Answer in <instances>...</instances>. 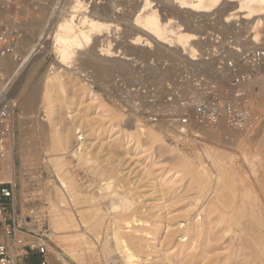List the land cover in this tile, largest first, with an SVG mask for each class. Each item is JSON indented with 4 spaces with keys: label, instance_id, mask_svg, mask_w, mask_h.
<instances>
[{
    "label": "rangeland",
    "instance_id": "374dc122",
    "mask_svg": "<svg viewBox=\"0 0 264 264\" xmlns=\"http://www.w3.org/2000/svg\"><path fill=\"white\" fill-rule=\"evenodd\" d=\"M9 1L0 0V14H19L22 17L21 23L26 33L23 44L25 52L38 38L39 24L49 26V23L51 25L55 20L69 18V13L63 17L57 10L63 7L62 1L66 2L65 0L58 1L56 14L50 10L54 0H17L14 4ZM152 1L155 10L165 12V20L174 18L182 22L184 27L194 26L198 30L199 40L195 47L199 51L196 58L200 60L195 64L204 65L200 67L203 69H206V66L207 69L214 66L212 71L215 75H212L211 68L206 69L210 71L209 79L215 80L218 76L215 72L217 65L204 63L207 56L204 50L207 45L200 41L206 32L223 31L226 33V40L232 38L234 46L243 49L264 47V27L247 25L254 21H243L246 14H239L241 20L232 22L235 27L231 29H229L231 26L227 25L228 29H225L220 25L223 17L219 13L226 12L229 4L238 5L235 0L225 2L227 6L220 7L216 14L202 16L195 21L190 20L188 14L177 13L176 5L171 0ZM82 2V11L87 8L90 14L95 5L111 3L110 6L115 8L113 0ZM130 5L131 3L128 6ZM117 9H120L116 10L117 14H122L127 10V5L122 12V7ZM131 23V28L125 27L127 24L124 20L121 21V25L117 24L120 26L108 23L110 30L105 29L100 36L101 42L95 49L101 57H109L111 60L128 64V70L126 66H120L113 72L110 71L107 77L99 76L100 79L96 78L92 66H88L89 73L85 74L86 77L82 74V77L78 76L77 70L72 71L75 69L72 65L71 70L68 69L70 65L63 66L61 69L69 74V76L65 74L62 79L63 86L55 85L56 87L48 88L44 78L49 74L51 66L57 65L59 61L56 53L50 51L39 68H35V73L29 77V81H25L16 89V94L20 98L15 101L18 111L13 158L18 219L25 224L30 222V219L34 222L35 238L43 240L48 246L49 252L46 257L49 264H76L77 262L70 258L69 250L73 246L78 249L82 258L77 264H114L111 256L114 257L117 253L110 257L105 255L102 257L89 252L88 247L81 246V239L75 238L78 234L86 233V225L80 229H73L75 231L70 229L71 231L55 232L53 229V204L58 205L57 190H63L60 180L72 179L74 182L70 185V192H65L67 208L76 216L78 212L84 213V217L91 218V223L95 221L92 220L93 216V219L104 216L101 232L105 235L110 232L107 223L111 216H120L125 212L126 215L145 222L143 226L139 225V222L136 223L138 226L132 224L130 226L132 229L122 224L120 230L124 238H129L127 239L129 243H141L139 256L142 261L138 264H264L255 256V245H250L256 240L257 227L255 225L252 233L250 232L254 237L246 239L248 236L243 227L249 213L243 210L239 212L246 192H251L254 199L261 193L259 185L263 177L260 154L264 152V81L259 82L260 90L258 88L254 90L255 84L243 87L249 92L244 101L246 109L256 115L255 123L251 127L240 132H229L226 129L212 132L208 128L197 127V138H190L181 143L170 140V129L165 122L160 119L153 122L132 109L131 104L133 100L136 101L137 95L130 94V90L137 86L164 87L166 83H171L172 88L176 89L178 85H172L170 81H176L185 68H190L191 62L184 64L180 60L178 61L182 62L180 65L170 60L171 58H167L165 54L164 56L162 53L159 54L160 52L155 50L157 48L155 45L149 41L146 43L145 37L142 43L139 42L140 45L134 43L132 38L140 27L135 25L134 20ZM108 42L114 44L110 52L112 55L101 52L102 49H106L103 46H107ZM119 44L124 46L118 48ZM131 47L130 51L127 50ZM128 51L133 54L130 55ZM76 52L80 55L76 54L75 62L81 63L83 47L80 45ZM184 59L190 61V55ZM165 64L170 67L165 69ZM52 71L57 72L56 69ZM224 81L226 86L230 82L228 79ZM220 87L222 88V85ZM162 91V95H170L169 91L167 94L165 90ZM32 93L35 94V105L28 111L29 115L21 119L19 114L23 99ZM12 98L16 100V97ZM132 121L144 126L147 130L146 137H138L132 133L133 128L130 127ZM83 122L86 125H82V131H86L89 136L82 139V132L77 138L76 128ZM151 134L156 135L157 139L153 140ZM66 137H70L67 143ZM80 140L89 144V155L82 159V162L71 155L82 143ZM57 157L60 164L55 165L54 160ZM219 174L223 179L221 178L218 183ZM231 179L234 182H230ZM205 180L207 185L203 186L202 182ZM262 180L264 181V178ZM110 182L113 186L112 191H103L105 184ZM121 198L129 202L131 209L128 211L123 209L120 204H123ZM111 200L115 205L120 204L118 209H112L109 204L112 203ZM94 211L96 215L93 214ZM254 212L253 215L256 216L257 210ZM193 223L199 227L201 234L194 241V245L191 243L182 248L190 241V238L189 240L186 238L187 241L181 240L182 231L188 230ZM93 244L100 247L97 241H93ZM37 257L40 256L35 253V259Z\"/></svg>",
    "mask_w": 264,
    "mask_h": 264
},
{
    "label": "bare ground",
    "instance_id": "6f19581e",
    "mask_svg": "<svg viewBox=\"0 0 264 264\" xmlns=\"http://www.w3.org/2000/svg\"><path fill=\"white\" fill-rule=\"evenodd\" d=\"M58 1L59 0H54V3H53L54 5H52V9H50L55 14H56V5H59ZM65 1L66 2L62 1V4H64L63 7L62 8L60 7L57 10L60 11V13H59L60 16H63V15L65 16V14L69 13V18H64V20L63 19L62 20H55V19H57V18H55L54 19L55 21L52 22L51 25L49 23L50 21L48 22L49 26L47 24L41 25L38 23L39 24L38 38L35 39L34 43L31 44V46L28 48V50L23 54V63H22L23 66L21 68H19L18 65L16 66L15 64H12V66H10V64H9V66H8L9 75L7 77V81L11 82V85H12L11 95L13 97H16L15 101H17L20 98V96L16 94V89H18V87L21 84L23 85V83H25V81L26 82H27V80L29 81V79H30L29 77H31V75L35 73V68H37V67L39 68V66L45 60L46 55L50 51H53L56 53V56H58L59 61H58L57 65L51 66V68L49 70V74H47L44 78L48 88L53 87L55 85H58L61 87L63 86L62 79H64L65 74H67L66 72H64V70L61 69L63 66H69L70 65V67H68V69L70 68L69 70H71V68L75 67V69L73 68L72 71L77 70V73H78L77 75L81 76V74H82V75H84V77H86L85 74L89 73V72H87L88 66H92V68L94 69L95 75L97 76L96 78H100V79H101V77H99V76L105 75L107 77V75L110 73V71L113 72V70L120 68V66H126V69L127 68L129 69L128 64H126L124 62H120L118 60H111V59H109V57H107V58L101 57L100 55H98L95 52V49L98 48L99 43L101 42L100 36L102 35V33H104L105 29H107V28H108V30H110V25L108 24L110 22H111V25L113 23L116 26L117 24H120L122 20H124V22H126V24H127L125 27L128 28L130 26V28H131V24H132L131 22H133V20H134L135 25L140 27V30L138 29L139 32L136 29L137 30V31H135L136 34L132 38V39H134V43H138L140 45V43H142L141 41L145 40L144 39V37H145L147 39L146 43H147V41H149L152 45H155L157 47L155 50H158L160 52L159 54L162 53L161 55H163V56L165 54L166 56H168L167 58H171L170 60L176 61V63L180 60L184 64H186L187 62L190 63L191 61H198V59L200 60V58H198V59L196 58L199 51L195 47L197 45L196 41L199 40L198 36H197L198 30L194 26H191L189 28L184 27L182 22H179L177 19H174V18L165 20V18H164V16L166 15V14H164L165 12L162 13V11H161V13H160V11L155 10L156 8L155 9L153 8L154 2L152 0H137V1L122 0L119 2L118 1L116 2L113 0L115 6L113 5V3H112V5L115 8L110 6L111 3L110 4H107V3L101 4L99 6L95 5V7H93V9H92L91 14H90V12H87L88 11L87 8L84 11H82V9H83L82 0H65ZM127 1H129V2H127ZM171 1L174 3V5H176L175 11L177 13L188 14L189 17L191 18V19L190 18L189 19L192 21H195V20H198L199 18H202V16L207 17V16H212V15L216 14L217 12L220 11V7L227 6V4L225 2L233 1V0H171ZM235 1L234 2L238 3V5L237 4L236 5H233V4L230 5L229 4L228 10L226 12L221 13V14L219 13V15H222V17L224 19V20L223 19L220 20V25L223 28L228 29L227 25L231 26L229 29L235 27L232 24V22H236L239 19L241 20V16L238 17L239 14H244V15L246 14L243 21H245V20L254 21V22H249L247 25L252 24V27H261V28L264 27V0H235ZM57 2H58V4H57ZM130 3H131V5L128 6ZM166 3L167 2H165V4ZM126 5H127V10L124 11L123 9L126 7ZM67 6H68V9H67ZM118 7H122L121 12L124 11L122 14L119 13L120 11L118 12L119 14H117L116 10H120V9H117ZM157 7H158V5H157ZM161 15H163L162 18L160 17ZM120 25H117V26H120ZM111 28H113V27H111ZM128 30L130 31V29H128ZM255 31H256V29H255ZM257 31H258V29H257ZM127 38H129V37H127ZM109 42H108V44L106 43L107 46H103L104 48L106 47V49L101 50L102 54L107 53V55H110V54L112 55V53H110V52H112L111 50H112V47L114 44L112 45ZM150 43H148V44H150ZM123 44H119L118 48H121L122 47L121 45H123ZM125 44H127V43H125ZM80 45H81V47H83V52L81 53L83 58L81 60V63H79L80 61H78V63H79L78 64V63H76L77 61L75 62V59H76L75 57H76V54H79L78 52H76V50ZM125 47H127V45ZM133 47H134V45H133ZM129 49H132V47L128 48L127 50H129ZM134 49H135V47H134ZM114 52H116V51H114ZM131 54H133V53H130V55ZM149 55H150V53H149ZM151 55H152V53H151ZM187 55H190V61H188L187 59H184V57ZM170 60H168V61H170ZM182 62H178V63H180V65H181ZM203 66L204 65H202L200 67H203ZM212 67H214V66H212ZM212 67H210L211 69L210 68H208V69H210L212 71L213 70ZM205 68L207 69V66ZM53 69H56L57 72L56 73L53 72L52 71ZM215 72L217 74V71H215ZM211 73H213V71ZM67 75L69 76V74H67ZM212 75H215V74L213 73ZM160 77H161V75H160ZM72 79L73 78H71V80ZM250 85H252V84H250ZM14 87H15V89H14ZM34 93H36V92H34ZM34 93L30 94L29 96L24 97L22 105L20 107L21 112L19 114L21 119H23L28 114V111L34 107V105H35V94ZM47 97L48 96L46 95V98ZM135 121L130 122V127L133 128L132 133L137 134L138 137H144V136L146 137L147 136V134H146L147 130L144 128V126H142L141 124H139ZM82 125H86V123L83 122L82 124H78V127L76 128V134H77L76 137L78 138L80 133L83 132L82 137L81 136L80 137L82 139L84 136H86L88 138L89 135L86 134V131H82L83 130ZM208 130H210L212 132H216V131L211 130V129H208ZM86 137H84V138H86ZM151 137L153 138V140L157 139V136L154 134H151ZM69 140H70V137L65 138L66 143ZM80 141L82 142V140H80ZM157 143H158V141H157ZM87 144L88 143H86V141L80 143L78 148L76 150L72 151L71 155H73V157L80 159V161L82 162V159H85V157H87L89 155V151H88L89 144H88V146H87ZM260 156H261L260 162L263 166V173H262L263 177H261L260 185H259L261 193L254 199L251 197V194H250L251 192H249V191L246 192V194H244V199L242 201V209L239 212L244 211V212H247V214L249 213V216L247 215L248 220H247V218H245L247 220V222L244 223L245 225L243 224L244 225L243 230L246 231V236H248V238H246V239H249L253 236V235H251V233H252L251 231H253V229L255 228L254 227L255 225L257 227L256 228L257 231L255 234V235H257L256 240L252 241L254 244L251 243L250 245H255V247H256V251H254L255 256L257 257L258 260H261V263L262 262L264 263V181L262 180V178H264V152L262 154H260ZM88 160L89 159H87V161ZM9 163L12 167V172L4 173L3 180L6 182L15 183V179H14L15 178L14 177V174H15L14 173V158H13V156L9 157ZM54 164L55 165L60 164V160L58 157H57V159L54 160ZM205 174H206V172H205ZM219 175H220V178H218V183L220 182L221 178L223 179V177H221V174H219ZM222 176H224V175H222ZM209 179H210V177H209ZM205 181L202 182L203 186L207 185L206 184L207 181L206 182ZM60 182L62 183V189L64 191L61 189L57 190V195L59 198L58 205L53 204L54 215L52 218V226H53V229L55 232L65 231V230H70V229H72V230L73 229H80V227L86 225L87 226V231L85 230L86 233H83L81 235L78 234L75 238H77V237L80 238L81 239V246L88 247L89 252H92V253L97 254V255H102V257H103V255H105L106 257L107 256L110 257L112 254L117 253L114 257L111 256V258H113L114 264H138L139 262L142 261L140 259V256H139V254L141 253V248H142L141 243H137V242L134 244L129 243L127 240L129 238H124V235L120 232V230H121L122 224H124V226H126L127 228H130V226L134 223L136 224L139 222L140 223L139 225L143 226V225H145V222L135 219L134 216L126 215L125 212L123 213V215H120V216H116V215H115L116 217L111 216V219L109 220L108 223H107V220L105 221L110 227V230H109L110 232L106 233V235H105L104 232H101V227L103 226L104 216H103V218H99V219L94 218L93 219L94 216L92 217L90 215L92 217V220H95V221H93V223H91V218L90 217L89 218L84 217L83 216L84 213L82 214L81 212H78V213L75 212L78 214V216H76L74 213L72 214V212L69 208H67V205H68L67 202L68 201L66 199L67 195H65V192L66 193H67V191H68V193L70 192V185L73 184L74 180L62 178L60 180ZM230 182H234L233 179H231ZM112 189H113L112 182H110V183H106L102 190L105 192H109V191H112ZM216 192L217 191H215V193ZM218 193L220 194L219 189H218ZM81 196H83V195H81ZM113 196H114V193H113ZM117 197H120V196H117ZM102 200H103V198H102ZM121 201L123 202V204L122 203H120V204L123 206V209L125 211H128L129 209H131L130 208L131 205H129V202L125 198H121ZM69 203H70V201H69ZM88 203H89V201H88ZM94 204H95V202H94ZM109 204L112 206L113 210L118 209V207L120 205V204L115 205L113 201H112V203L110 202ZM130 204H131V201H130ZM72 209H73V207H72ZM110 209H111V207H110ZM123 209H122V211H123ZM132 209H133V206H132ZM90 210L93 211V209H90ZM96 210L97 209H95V211ZM254 210H257L258 214L256 216L253 215V214H255ZM95 211L93 214H95L97 212V211L96 212ZM234 218H236L235 215H234ZM90 223H91V225H90ZM127 228H125V230ZM130 229H132V228H130ZM73 231H75V230H73ZM132 233H133V231H132ZM125 234H127V233H125ZM182 234H183V237L181 240L187 241V239L189 240V238H190L189 243L185 244V246H182V248H184V247L189 246V244H191V243H193L192 245H194L195 244L194 241L201 234V231L199 230V227L196 225V223H193L192 226L188 230L182 231ZM148 235L149 234L147 233L146 236H148ZM243 236H245V235H243ZM93 241L99 242L100 247L94 246ZM248 244H249V242H248ZM71 245H72V243H71ZM250 247H252V246H250ZM245 248H248V247H245ZM69 252L71 255L70 258H73V260L77 263L81 262L82 258H81L80 252L78 251V249L76 247H74V246L70 247ZM252 256H253V253H252ZM106 260H107V258H106Z\"/></svg>",
    "mask_w": 264,
    "mask_h": 264
},
{
    "label": "built area",
    "instance_id": "2783aa9c",
    "mask_svg": "<svg viewBox=\"0 0 264 264\" xmlns=\"http://www.w3.org/2000/svg\"><path fill=\"white\" fill-rule=\"evenodd\" d=\"M9 2L14 4L17 0ZM21 22L19 14H0V264H33L35 253L41 257L38 264H49L48 246L35 238L34 222L30 219L25 224L18 219L17 185L3 180L4 173L12 172L9 157L13 156L16 137L18 110L7 77L9 64L23 66L26 33ZM225 35L223 31H208L200 41L207 45L204 63L217 65L218 78L209 79V71L195 66L197 58L176 81H170L178 85L176 89L171 83L131 89L130 94L137 95L132 109L153 122H165L170 140L177 143L197 138V127L240 132L254 125L256 115L246 109L244 101L249 92L243 87L255 84L254 90H260L259 82L264 81V47H236L233 39L226 40ZM227 79L230 82L226 86ZM162 90L170 95H162Z\"/></svg>",
    "mask_w": 264,
    "mask_h": 264
},
{
    "label": "crops",
    "instance_id": "0c3cea01",
    "mask_svg": "<svg viewBox=\"0 0 264 264\" xmlns=\"http://www.w3.org/2000/svg\"><path fill=\"white\" fill-rule=\"evenodd\" d=\"M40 260H41L40 257H37L33 264H38L40 262Z\"/></svg>",
    "mask_w": 264,
    "mask_h": 264
}]
</instances>
